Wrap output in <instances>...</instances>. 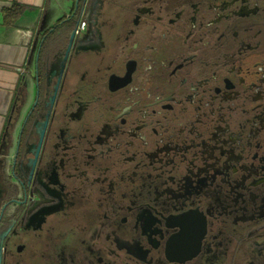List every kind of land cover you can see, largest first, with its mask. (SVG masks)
Returning <instances> with one entry per match:
<instances>
[{
  "label": "flooded vegetation",
  "instance_id": "af4514ba",
  "mask_svg": "<svg viewBox=\"0 0 264 264\" xmlns=\"http://www.w3.org/2000/svg\"><path fill=\"white\" fill-rule=\"evenodd\" d=\"M33 76L0 264H264V0H78Z\"/></svg>",
  "mask_w": 264,
  "mask_h": 264
},
{
  "label": "crops",
  "instance_id": "0c3cea01",
  "mask_svg": "<svg viewBox=\"0 0 264 264\" xmlns=\"http://www.w3.org/2000/svg\"><path fill=\"white\" fill-rule=\"evenodd\" d=\"M14 4L26 11L7 27L4 12ZM73 4V0H0V163L11 160L6 152L15 148L18 129L32 104L35 58L42 38L70 16Z\"/></svg>",
  "mask_w": 264,
  "mask_h": 264
},
{
  "label": "trees",
  "instance_id": "16d2710c",
  "mask_svg": "<svg viewBox=\"0 0 264 264\" xmlns=\"http://www.w3.org/2000/svg\"><path fill=\"white\" fill-rule=\"evenodd\" d=\"M74 3L77 2L78 0H73ZM26 8L23 5L20 4H14L10 9H7L4 12V22H5V26L7 27H13L14 24L23 16V14L25 13ZM63 23V20L59 21V23L53 27L52 29H50L42 38V40L47 39L50 35H52L53 33H55L59 27L61 26V24Z\"/></svg>",
  "mask_w": 264,
  "mask_h": 264
},
{
  "label": "built area",
  "instance_id": "2783aa9c",
  "mask_svg": "<svg viewBox=\"0 0 264 264\" xmlns=\"http://www.w3.org/2000/svg\"><path fill=\"white\" fill-rule=\"evenodd\" d=\"M87 25H88V20L87 17H83L82 18V22L80 23L79 27H78V33H85L86 29H87Z\"/></svg>",
  "mask_w": 264,
  "mask_h": 264
},
{
  "label": "rangeland",
  "instance_id": "374dc122",
  "mask_svg": "<svg viewBox=\"0 0 264 264\" xmlns=\"http://www.w3.org/2000/svg\"><path fill=\"white\" fill-rule=\"evenodd\" d=\"M51 49L54 51L55 49H58V45H56L55 47L54 46H52L51 47ZM12 146H13V144H12ZM15 148L13 147L12 149H9V152L7 151L6 153H8L9 154V156H11V154H12V152H13V150H14ZM10 161L11 160H4V164L6 165V167L9 169V164H10ZM7 178H8V176H6Z\"/></svg>",
  "mask_w": 264,
  "mask_h": 264
},
{
  "label": "water",
  "instance_id": "95a60500",
  "mask_svg": "<svg viewBox=\"0 0 264 264\" xmlns=\"http://www.w3.org/2000/svg\"><path fill=\"white\" fill-rule=\"evenodd\" d=\"M4 162V161H3Z\"/></svg>",
  "mask_w": 264,
  "mask_h": 264
}]
</instances>
